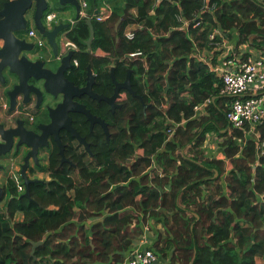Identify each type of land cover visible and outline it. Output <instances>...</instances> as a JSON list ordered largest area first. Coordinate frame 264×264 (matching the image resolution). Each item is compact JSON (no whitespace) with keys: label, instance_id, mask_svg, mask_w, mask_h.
<instances>
[{"label":"trees","instance_id":"trees-1","mask_svg":"<svg viewBox=\"0 0 264 264\" xmlns=\"http://www.w3.org/2000/svg\"><path fill=\"white\" fill-rule=\"evenodd\" d=\"M9 1L0 0V9ZM84 1L89 15L105 2L113 15L104 23L92 20L91 49L89 18L67 30L78 47L77 85L86 84L90 66L95 92L107 94L109 67H116L119 81L131 70L132 87L146 106L123 94L114 117L106 104L86 98L87 107L110 123V141L99 128L87 130L93 155L76 153L69 143L65 154L72 165L61 166L55 152L51 180L32 184L29 199L9 182L0 210V264H123L150 224L153 250L169 264H264V125L256 128L257 139L231 131L221 81L192 57L194 43L208 47L214 28L231 41L238 33V46L250 42L264 51V6L259 0H208L215 10L202 15L204 0H163L152 14L155 0ZM176 3L192 22L188 33L177 29ZM196 17L203 20L199 28L193 27ZM132 23L144 28L127 41L123 32ZM136 51L148 56L147 67L125 60ZM208 99L206 115L195 118V108ZM211 133L222 142L218 155L208 157L203 147ZM153 158L158 168L149 170ZM19 212L24 220L9 226L6 216L13 220Z\"/></svg>","mask_w":264,"mask_h":264},{"label":"water","instance_id":"water-1","mask_svg":"<svg viewBox=\"0 0 264 264\" xmlns=\"http://www.w3.org/2000/svg\"><path fill=\"white\" fill-rule=\"evenodd\" d=\"M53 1L58 2V4L62 7L68 5L73 6L76 9V19H81V4L79 0H10L9 2H6L2 10H0V39L4 41V45L0 47V82H2L1 84H3L6 94L12 98V103H16V97L20 95H24L26 97V103L31 101V98L29 96L30 93L27 92L28 89L26 88L28 87V83L26 80H24V75H22V73H20L19 70L15 67V63L13 64L8 60V57L10 58L11 55L16 54L18 51L30 50L28 46L26 47L27 44L24 41L17 38V34L27 29V14L31 13L32 22L38 29L39 33L44 38H46L48 45L53 51L54 59L50 61V63L55 66L56 72L42 69L40 74H31L29 77H32L36 81H42L44 83V90L47 94L53 97H57L58 95H62L64 97V101L59 104L57 108H49L50 116L53 120V124L49 128L53 130V134L56 136V140L61 146L60 154L63 158V161H66L64 155V146L59 136V127H57L59 125H57V123L58 120L64 118L68 120V123L70 125L72 121V118L69 116L70 112L85 115L91 124V128L95 124L101 125L106 133L107 142L110 141V133L105 121L93 115L85 105L75 102V98H80L81 96L87 95L89 98L96 100L97 102L105 101L110 105H114V101L117 97H119L120 91L125 89L134 97L139 98L141 102H143L144 106L146 105L143 101V98L139 96L132 87L131 70L128 71L125 82L120 83L116 81L114 73L115 70L112 69L111 76L116 88L115 94L110 98L94 92L93 87L96 82V77L93 75L90 66L88 67V74L84 87L76 86L73 82H70L65 78V71L73 67L72 63L75 57V52L69 51L67 55L61 57L62 47L58 42L59 37L65 30L70 27V24L61 22L60 24H55L53 28H48L44 23L45 14L52 7ZM120 23L121 22L118 23L117 27ZM87 24L90 30V37L87 41V45L88 48L91 49L92 42L95 38L92 19H88ZM42 64L44 65V63ZM5 68L9 70L10 73L17 74L20 77L21 82L19 84L13 85L9 80L7 83H5V79H3L2 76V71ZM30 92L34 94V92L32 91ZM65 127L72 133L73 137L77 138L80 143H82L90 152L89 144L86 142V140L81 138L78 132L71 126L69 127L68 124ZM40 129L42 130V128ZM15 139H17L16 148L18 151L21 145H25L31 149V151L27 154L25 158V164L21 169V176L26 186V191L23 194V197L29 199L30 186L34 183L42 182L39 180L29 179L27 174V169L29 167V158L31 157V155H33V157H36V154L38 153V147L33 145V142L39 143L41 146H44L45 144H47V137L45 133H42V135L38 136V134L27 130L25 126H23L22 122L18 123V127L11 128L10 130H4L3 126L0 125V157L6 155L12 150ZM3 169L4 166L0 165V170ZM5 194L6 193L4 187L0 186V200L5 196ZM41 244L42 242L34 243L32 254H34L36 247Z\"/></svg>","mask_w":264,"mask_h":264},{"label":"built area","instance_id":"built-area-1","mask_svg":"<svg viewBox=\"0 0 264 264\" xmlns=\"http://www.w3.org/2000/svg\"><path fill=\"white\" fill-rule=\"evenodd\" d=\"M162 1L163 0H155L152 14H155L154 9L157 8ZM204 1L205 5L200 13L204 15L205 13L214 12L215 7L208 5V0ZM79 2L81 4V18L95 19L99 23H104L113 15L112 6L107 3H104L95 13L89 15L87 12V2L84 0H79ZM259 2L264 6V0H260ZM176 5L179 10L176 14V19L180 23V26H178L177 29L184 30L188 33L189 28L192 26V22L186 19L179 3H176ZM135 17L137 18V13H135ZM44 22L48 28H53V26L59 22L57 14L55 12L46 14ZM70 23V26L73 27L76 21L72 20ZM202 24L203 20L201 17H196L193 20L194 28H199ZM143 28L144 25L140 23L129 24L123 32L124 37L127 41H133L136 38L137 31L143 30ZM238 36V33H234V41ZM28 37L34 41L37 47H44L48 44L46 38L39 33L33 22L32 27L28 31ZM229 41L231 40L220 28H214L210 31L208 47H205L204 49H207L208 51H210L209 49L214 51L225 49V51L223 50V53L220 55V63L217 65L213 64L212 67H209L210 70L216 73L220 78L221 85L219 96L225 100L226 118L231 131L233 129L239 130L245 134V137L257 139L259 138V133L256 132V128L260 125H264V51L253 47L250 42L242 44L244 46L242 50L235 51L234 47L236 48V45L233 47ZM239 46L237 44V47ZM194 47L195 54H193L192 57L204 62L205 60L200 58L202 50H200L195 43ZM69 51H74L76 53L78 47L74 43L67 41L66 53ZM147 57L148 56L142 51H136L128 54L125 57V60H140L144 67H147ZM73 64L78 66V60L74 58ZM212 101V99H208L203 104L197 106L195 108V118H201V116L206 115V108L209 107ZM168 106V102L162 105L164 112L168 110ZM168 134L169 139L174 136V127L168 131ZM210 135H213V133ZM208 138L203 147L204 150L209 143H213V141L208 142ZM180 154L185 155L183 149L180 151ZM206 155L208 157H213V152H206ZM157 168L155 158H153V164L149 170ZM20 171V169L12 168L9 172V178L10 181H13L16 184L18 192L23 194L26 191V186ZM123 264L161 263L158 255L153 249L138 246L127 254Z\"/></svg>","mask_w":264,"mask_h":264},{"label":"flooded vegetation","instance_id":"flooded-vegetation-1","mask_svg":"<svg viewBox=\"0 0 264 264\" xmlns=\"http://www.w3.org/2000/svg\"><path fill=\"white\" fill-rule=\"evenodd\" d=\"M0 10H2V8ZM0 20H1V17H0ZM27 20H28L27 29L18 33L17 38L24 41L27 44L26 47L28 46L30 50L18 51L16 54L11 55L10 58L8 57V60L11 61L13 64L15 63V67L19 70L20 73H22V75H24V80H26L28 83V87L26 88L28 89L27 92L30 93L29 96L31 98V101L26 103L25 102L26 97L24 95H20L16 97V103H12L11 101L12 98L6 94L3 84H1L2 82H0V125L3 126L4 130H10L11 128L18 127V123L22 122L23 126H25L27 130L38 134V136L42 135V133H45L47 137V144H45L44 146H41L39 143L33 142V145L38 147V153L36 154V157H33V155H31V157L28 160L29 167L27 169V174L29 175L32 170L44 168L45 166L50 164L52 160V156L55 152H58L60 154L61 146L56 140V136L53 134V130L49 128L53 124V120L50 116L49 108H53V109L57 108V106L64 101V97L62 95L53 97L47 94L44 90V86H43L44 83L42 81H36L32 77H29L31 74H40L42 69H45L47 71L51 70L52 72H56V68L54 67L53 64L50 63V61L54 59L53 51L51 47L48 44L45 45L44 47H37L34 41L30 37H28V31L32 27V14L31 13L27 14ZM58 42L60 43V45L62 44L61 36L59 37ZM3 45H4V41L0 39V47H2ZM42 63H44V65ZM72 66H73L72 68H69L65 71V78L69 80L70 82H73L76 86H79L77 85L76 80L74 79V75H75L74 73H76L77 69L79 68V65L75 66L72 63ZM112 69L115 70L114 73H115L116 81L123 83L126 80L125 79L124 81H119L116 75V67L110 66L109 67V71H110L109 90L110 92L107 94L98 93V92H95L94 87H93V90L95 93L103 95L107 98H110L115 94L116 86L111 76ZM87 74H88V68H87V73H86V79H87ZM93 75L96 77L95 72H93ZM2 76H3V79H5V83H7L9 80L12 82L13 85L19 84L21 82L20 77L17 74L10 73L9 70H7L6 68L3 69ZM84 86L85 85L79 86V87H84ZM111 86H112V91H111ZM30 91L34 92V94L31 93ZM126 93H129V92L125 89L121 90L119 93V97H117L114 101V105H110L105 101L98 102V103L106 104V107H105L106 111H108L114 117L119 116L118 112L123 106V102H122L123 94L126 95ZM129 94L132 95L131 93ZM86 98H89V97L87 95H84V96H81L80 98H75L74 101L79 104H83L87 107ZM87 109L89 108L87 107ZM92 114L100 118L101 120L105 121V123L108 126L110 138H111L110 123L106 119L102 118V116H99L98 114L93 113V112ZM69 116L72 118L70 125L68 123V120L64 118H61V120H58V123H57V125H59L57 126L59 127L58 132L61 138V142L64 146V155L66 159V161H63V158L60 154L61 166L66 165V164H70V165L73 164L71 159L67 157L65 154L69 143L74 145L76 149L75 150L76 153L86 155L87 157L93 155L91 152L92 137L89 136V133L87 130L93 133L96 130L95 128H99V130L101 129L103 131V134L107 140L106 133L101 125L95 124L91 128V124L89 120L87 119V117L80 113L70 112ZM84 118H85V121L82 123L81 120ZM67 124L69 127L71 126L72 128H74L78 132L81 138L86 140V142L89 144L90 152L86 149V147L82 143H80V141L77 138L73 137L72 133L65 127L67 126ZM79 125L81 126L82 129H79L78 127ZM82 125H85L87 129L83 128ZM40 128H42V130ZM16 143H17V139H15V143L12 147V150L6 155L0 157V165L4 166V169L0 170V174L3 173L5 177V183H4L5 185H1V186L4 187L6 194L9 191L6 184H9V181H10V178H9L10 170L12 168L21 170L22 166L25 164V158L27 154L31 151V149L25 145H21L18 151L16 148Z\"/></svg>","mask_w":264,"mask_h":264},{"label":"crops","instance_id":"crops-1","mask_svg":"<svg viewBox=\"0 0 264 264\" xmlns=\"http://www.w3.org/2000/svg\"><path fill=\"white\" fill-rule=\"evenodd\" d=\"M260 1V0H259ZM103 4L104 3H101L100 5H99V7H101V6H103ZM73 7V6H72ZM75 11H76V9H75ZM57 15H58V13L57 12H55ZM135 13H136V11H133V14L135 15ZM67 14H69V12H62V15H64V17H66L67 16ZM58 20H59V15H58ZM72 20H67L66 21V19H60V22H58V24H60L61 22L62 23H68V24H70L71 25V22ZM57 25V24H56ZM70 28V27H69ZM68 28V29H69ZM67 29V30H68ZM67 30H65L62 34H61V41H62V49H61V54H62V56L63 55H66L67 53H66V43H67V41H68V39H67ZM236 41V40H235ZM240 47V49L242 50L243 49V45H241V46H239ZM250 48V47H249ZM209 49V48H208ZM210 50V55H209V58H207L209 61H207L206 62V58H205V61H204V63H206L208 66H213V64L214 65H217V64H219L220 63V59H221V57L219 56V54H217V55H215V56H213V50L212 49H209ZM251 51H253V50H251ZM214 73V72H213ZM215 75H216V77H218V79L220 80V78H219V76L216 74V73H214ZM217 136V135H216ZM218 137V136H217ZM219 151H220V149H219ZM219 153V152H218ZM210 154V153H209ZM215 156H216V154H215ZM28 177H29V179H31V180H39V181H42L43 183L44 182H48V181H50L51 180V176H50V172H49V164L47 165V166H45L44 168H40V169H36V170H32L31 171V173L28 175ZM5 183V177H4V174L3 173H1L0 174V186L1 185H5L4 184ZM6 186H7V188H9V185L8 184H6ZM9 199V192H7V194H5V196L1 199V200H3V202L0 204V210H3V208H4V206H5V203H6V201ZM50 210H52V209H55V206H51L50 208H49ZM6 219H7V223L9 224V226H13V224L15 223V222H21V221H23L24 220V214L22 213V212H19V213H17L16 214V216H15V218L13 219V220H11L10 218H9V216L7 215L6 216ZM150 227H151V224H150ZM150 227L147 225L144 229H145V235L143 236V237H141L134 245H133V248L132 249H134V248H136V247H142V248H150V249H153V246H154V239H155V237L153 236V232L152 231H150ZM156 229L157 230H163V232H165V230L163 229V227L162 226H160V225H158L157 227H156ZM131 249V250H132ZM129 253V252H128ZM127 253V254H128ZM127 256V255H126ZM158 258H159V261H160V263L161 264H169V258H167L166 260H162L159 256H158Z\"/></svg>","mask_w":264,"mask_h":264},{"label":"rangeland","instance_id":"rangeland-1","mask_svg":"<svg viewBox=\"0 0 264 264\" xmlns=\"http://www.w3.org/2000/svg\"><path fill=\"white\" fill-rule=\"evenodd\" d=\"M54 2H56V1H53V5H52V7L50 9H53L55 12H57L59 14V20H58L59 22H60V19L62 20L63 18L66 19V21L67 20H77L76 19V11H75L74 7L68 5V7L64 8V7L60 6L58 4V2H56V3H54ZM62 12H69V14H67V16L64 17V15H62ZM229 42L233 45V47H234V45H236V48L234 47L235 51H240L241 50L240 47H237V40L234 41V42L233 41H229ZM223 50L225 51V49H223ZM223 50H221V51H214L213 50V56H215L217 54H219V56H220L223 53ZM210 53L211 52L208 51L207 49H203L202 53L200 54L201 55L200 58H202L204 60L206 58V62H207V61H209L207 58H209ZM169 120H171V119H169ZM210 141H213V143H209L207 145V147L205 148V151L206 152H209V151L213 152V156L215 154L217 156L218 152H219V149H220L219 144H220V142H222V140H221V138H219L215 134H213V135H210L209 138H208V142H210Z\"/></svg>","mask_w":264,"mask_h":264}]
</instances>
